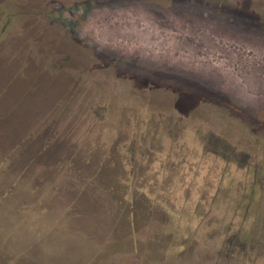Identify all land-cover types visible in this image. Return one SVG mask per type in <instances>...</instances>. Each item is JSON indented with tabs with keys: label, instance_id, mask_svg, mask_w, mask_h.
<instances>
[{
	"label": "rangeland",
	"instance_id": "374dc122",
	"mask_svg": "<svg viewBox=\"0 0 264 264\" xmlns=\"http://www.w3.org/2000/svg\"><path fill=\"white\" fill-rule=\"evenodd\" d=\"M41 11L44 55L14 10L0 31L26 48L17 65L0 50L11 93L0 88V264L99 255L105 234L83 237L94 190L117 220L129 208L130 250L108 264H264V0H50ZM56 119L23 181V148ZM103 170L113 180H97Z\"/></svg>",
	"mask_w": 264,
	"mask_h": 264
},
{
	"label": "water",
	"instance_id": "95a60500",
	"mask_svg": "<svg viewBox=\"0 0 264 264\" xmlns=\"http://www.w3.org/2000/svg\"><path fill=\"white\" fill-rule=\"evenodd\" d=\"M9 93H10V90H9ZM7 99H8V95H7L6 99H4V100H7ZM45 103H46V101L43 102L42 105L36 104V106H33L32 108H30V107L28 108V109L32 110V112H33L31 118L26 117L24 122L23 121L21 122V125L15 126V131L10 132V133H13L12 137H14L15 134L20 135V131H21V135H25L26 133L30 132V130H32L31 126L36 124V123H34V121L36 119L35 115L38 113V111H40L44 108L48 109V107H49ZM0 108H4V107H0ZM29 126H30V129H29ZM37 126H38V123H37ZM57 127H58V119L53 120L50 124H48L46 127H44V129L34 139L33 143L28 144V145H26V147L23 148L24 153L21 156V158L17 161V166L20 169H22L28 165L31 166V168H30V170H28L26 176H24L22 178L23 181L28 180V177L32 174L34 157L41 151V149L45 145V143H47L48 141H50L52 138L55 137V135L57 133ZM8 135H9V133H8ZM0 139H1V137H0ZM2 141L0 142V153L5 151V149L7 151V148L5 147L4 142H2ZM11 143H13V142H11ZM9 144H10V142H9ZM70 144L68 143V149H69ZM54 149H53L52 154L56 155V150H54ZM58 154H60V153H58ZM110 173H111V171L103 170L101 175L99 174L97 180H99V179L100 180H107V181L113 180L110 177ZM86 192L87 191H85L83 193V195H84V198H83L84 202L83 203L87 206V210L92 211L96 217L98 215L100 219L99 218L94 219L93 218L94 215L92 217L86 218V220L84 221V226H83V228L86 232H84L83 237L90 238V239L94 240L97 237L99 232H102L103 234H105L104 238H103L105 240L104 247H103L102 251L100 252V254L95 256V259H96L95 262L96 263L93 262V264H108L107 259L112 254L117 253L118 250H120L122 248H126L127 249L126 251L130 250V244L129 243L131 242V235H130V231L128 229L130 219H128V216H125L126 214H128L127 212L129 211V208L126 206L125 211L122 213L121 219L118 218V220H117L116 219L117 216H116L115 211H119V210H117L116 206L114 207L115 209L111 207L112 204L108 207H103L102 203H100L99 205H100L101 209L97 208L96 201H95V197L97 195L96 190H94L93 192H91L88 195ZM100 196H101V198H103L102 194H100ZM105 197L107 198V197H109V195L105 194ZM114 212H115V214H114ZM116 223H117V227H115V228H117V229L114 231V229H115L114 228L113 231L110 232V234L108 236L106 232L108 230L112 229V225H116ZM75 249L76 248L73 247L72 244H70L68 251H72V253H73L75 251ZM89 255L90 254H86L85 259L86 258L88 259ZM66 262H68L69 264H85L84 259H82L81 257L76 258L75 254H71L69 256L67 255ZM60 263H62V262H60Z\"/></svg>",
	"mask_w": 264,
	"mask_h": 264
},
{
	"label": "flooded vegetation",
	"instance_id": "af4514ba",
	"mask_svg": "<svg viewBox=\"0 0 264 264\" xmlns=\"http://www.w3.org/2000/svg\"><path fill=\"white\" fill-rule=\"evenodd\" d=\"M50 0H0V15H4L5 19L0 21V31L5 30L8 26V18L9 14L5 11L7 9L14 10L15 14H19V18L26 19L22 20L18 24V30L20 32H31L32 37H34L37 40V43L42 46V50L40 51V54L44 55L45 50L48 47L50 49V46L52 43H50L49 40H51L50 34L47 32H41L40 27L38 25L36 16L41 15L42 7L47 5V2ZM60 3L63 4H70L72 3V0H57ZM76 1V0H74ZM9 7V8H8ZM45 13V11H43ZM32 17V18H29ZM35 17V19H34ZM30 19H33L32 21H29ZM8 29V28H7ZM26 29V30H25ZM24 38L19 37V40L16 41V43L13 44V41L9 38H0V50L4 49V51L11 52L10 54L11 59L17 61L18 59L21 60L23 58V50L25 48V41L23 42ZM26 49V48H25ZM25 51V50H24ZM8 55L4 53H0V88H3L2 90H5L7 87V62H8ZM10 60V62L12 61ZM18 64V61L16 62V65ZM3 85V87H2ZM9 89L7 88V91ZM4 92V91H3ZM6 96V94H5ZM1 99L0 101V107H8V101ZM15 105V104H14ZM251 248V247H250Z\"/></svg>",
	"mask_w": 264,
	"mask_h": 264
},
{
	"label": "trees",
	"instance_id": "16d2710c",
	"mask_svg": "<svg viewBox=\"0 0 264 264\" xmlns=\"http://www.w3.org/2000/svg\"><path fill=\"white\" fill-rule=\"evenodd\" d=\"M24 139H29V138H27V137H24ZM115 227H117V224L115 225V226H113V228L110 230V232H112L113 231V229L115 228ZM117 228H115L114 229V231L116 230ZM110 234V233H109ZM109 234H107L108 236H109ZM95 254H92L91 256H89V258H88V262L86 263V264H93V262L94 263H96L95 262Z\"/></svg>",
	"mask_w": 264,
	"mask_h": 264
}]
</instances>
